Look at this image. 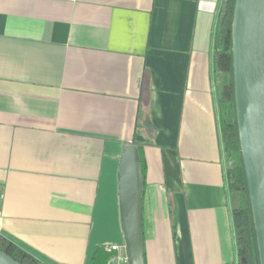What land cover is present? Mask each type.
I'll list each match as a JSON object with an SVG mask.
<instances>
[{
	"label": "crops",
	"instance_id": "obj_1",
	"mask_svg": "<svg viewBox=\"0 0 264 264\" xmlns=\"http://www.w3.org/2000/svg\"><path fill=\"white\" fill-rule=\"evenodd\" d=\"M222 0H0V235L45 264L124 244L144 164L145 264H237L215 34ZM97 250V251H96Z\"/></svg>",
	"mask_w": 264,
	"mask_h": 264
},
{
	"label": "water",
	"instance_id": "obj_2",
	"mask_svg": "<svg viewBox=\"0 0 264 264\" xmlns=\"http://www.w3.org/2000/svg\"><path fill=\"white\" fill-rule=\"evenodd\" d=\"M231 50L240 148L259 262L264 264V0H235ZM117 177L127 264H145L141 230L143 174L137 145H123ZM0 264L21 263L0 249Z\"/></svg>",
	"mask_w": 264,
	"mask_h": 264
},
{
	"label": "trees",
	"instance_id": "obj_3",
	"mask_svg": "<svg viewBox=\"0 0 264 264\" xmlns=\"http://www.w3.org/2000/svg\"><path fill=\"white\" fill-rule=\"evenodd\" d=\"M234 2L235 0H222L217 19L214 66L217 77L218 107L227 160L226 178L232 205L237 264H260L235 110L231 50ZM138 156L144 175V164L139 149ZM0 249L21 264H45L1 235Z\"/></svg>",
	"mask_w": 264,
	"mask_h": 264
},
{
	"label": "built area",
	"instance_id": "obj_4",
	"mask_svg": "<svg viewBox=\"0 0 264 264\" xmlns=\"http://www.w3.org/2000/svg\"><path fill=\"white\" fill-rule=\"evenodd\" d=\"M106 250L110 253L108 262L116 261L118 263L127 264V256L124 244H110L106 246Z\"/></svg>",
	"mask_w": 264,
	"mask_h": 264
}]
</instances>
